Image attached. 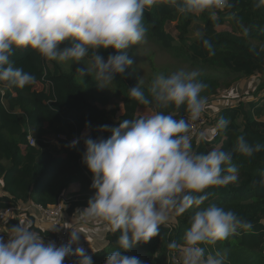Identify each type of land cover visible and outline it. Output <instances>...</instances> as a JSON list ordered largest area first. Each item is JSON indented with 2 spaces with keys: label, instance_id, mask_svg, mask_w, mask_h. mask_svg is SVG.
I'll use <instances>...</instances> for the list:
<instances>
[{
  "label": "clouds",
  "instance_id": "obj_1",
  "mask_svg": "<svg viewBox=\"0 0 264 264\" xmlns=\"http://www.w3.org/2000/svg\"><path fill=\"white\" fill-rule=\"evenodd\" d=\"M161 3L184 16L207 12L212 20L234 8L232 0H0V83L20 89L33 84L35 76L15 67L12 57L17 50H34L63 64H78L88 57L86 67L76 70L79 76L94 75L98 89L109 88L118 74L133 65L127 50L146 41L144 11ZM261 7L264 0H254V8ZM227 18L236 22L244 38L249 36V28L235 12ZM193 35L209 56L215 55L202 31ZM64 42L68 46L61 47ZM109 48L116 54L105 61L99 50ZM200 76L198 69L159 72L147 95L140 79L128 89L129 97L153 108V114L123 119L116 127L100 126V133H111L107 138H83L82 163L92 174L90 187L95 194L78 213L84 221H103L112 233H119L117 249L108 254L105 264H143L139 257L123 253L160 236V226L190 209L195 211L183 243L172 240L167 245L177 254L178 264H228V249L205 255L204 246L214 247L242 231H252L251 222L235 212L214 203L204 205L211 195L208 189L237 182L234 153L252 157L264 151V144L250 143L240 135L229 151L203 154L194 149L193 123L208 109L207 97L201 95L208 85ZM182 108L187 116L180 114ZM230 123L221 117L196 134L195 143H210ZM79 143L76 138L69 147ZM259 183L264 186V173ZM79 240V232L72 230L67 243H46L31 221L20 220L9 229L7 240L0 236V264H64L71 257L74 264H93Z\"/></svg>",
  "mask_w": 264,
  "mask_h": 264
},
{
  "label": "trees",
  "instance_id": "obj_2",
  "mask_svg": "<svg viewBox=\"0 0 264 264\" xmlns=\"http://www.w3.org/2000/svg\"><path fill=\"white\" fill-rule=\"evenodd\" d=\"M232 2L234 8L219 12L216 20L207 12L184 16L163 3L144 11L147 38L182 61L205 70L199 79L208 85L201 93L207 97L208 109L201 117L205 124L196 134L213 127L221 117L231 121L210 143L197 145L196 134L193 135L194 149L203 154L213 149L231 150L240 135L250 143L264 144V7L254 8V0ZM231 12L249 28L247 38L236 22L227 18ZM169 22H177V37L166 30ZM194 26L210 39L214 56H209L202 42L194 38ZM65 46L67 42L61 45ZM99 54L106 61L116 52L112 48L100 49ZM12 59L15 67L35 76V82L23 89L0 83L4 89L0 95V212L15 208L4 224V232L7 236L20 220L31 221L32 229L44 236L46 243L56 241L55 228L40 223L36 216L30 217L29 210L16 209L36 203L52 206L65 194V227L75 224L71 231L79 232V241L89 245L87 253L93 264H105L108 254L117 249L119 233H112L103 221L83 220L77 225V209L88 206L95 194L90 187L92 174L82 163L83 138H107L111 133H100V126L116 127L123 119L153 114V108L139 105L129 97L128 89L139 82L129 68L115 77L114 89L101 90L92 75L79 76L76 70L80 66L66 70L62 63L46 60L34 50H17ZM150 83L141 85L146 95ZM180 114L187 116L183 108ZM30 136L34 145L29 142ZM76 138H80L79 145L69 147ZM233 163L239 169L237 182L208 189L211 195L204 206L214 203L231 210L251 222L253 229L214 247L204 246L205 255L226 248L228 264H264V186L259 183L264 173V151L252 157L234 153ZM74 185L78 191L68 192ZM194 211L173 217L167 225L160 226V236L123 254L139 257L143 264H178V258L174 259L177 254L167 245L172 240L183 243ZM96 226L102 227V238H92L87 233ZM74 261L75 257L66 258L64 264Z\"/></svg>",
  "mask_w": 264,
  "mask_h": 264
},
{
  "label": "rangeland",
  "instance_id": "obj_3",
  "mask_svg": "<svg viewBox=\"0 0 264 264\" xmlns=\"http://www.w3.org/2000/svg\"><path fill=\"white\" fill-rule=\"evenodd\" d=\"M226 27L231 28V26L229 25H227ZM193 28L195 31L198 30V26H194ZM166 30L172 35H174L175 37H177L179 33L177 30V22L167 23ZM127 51H128L129 57L133 60V65L129 67L131 74L133 77H135L138 80L143 79V83H150L151 80H153L154 76L159 72H163L167 75L180 68H183L185 70L198 69L200 70L201 74L205 72V70L200 67L193 66L190 63H186L182 61L181 59L176 57L174 54L170 53V51L161 47L159 43L155 42L154 40H150L149 38H146V41L144 43L137 45V46H133L129 48ZM87 62H88V58L85 57V60L82 61L81 63L72 65L70 62L68 64L62 63V65L64 66L66 70H70L74 66H80L81 68H85L86 67L85 64ZM92 76L94 77V75ZM252 80H255V78ZM114 88H115V84L112 83L111 85H109V88L107 89L112 90ZM86 207L77 209L76 213L79 219L77 220L78 222L77 225L79 223L83 224L84 222L83 220L80 221V215L78 213V210L83 211V209H85ZM32 211L33 209L31 210V212ZM32 216L34 215L30 214V217ZM69 227L70 228L75 227V224L72 223L71 225H69ZM4 231H6V229L1 228L0 226V236H3L4 239L7 240V236ZM102 231H103L102 227L96 226L95 228H92L87 233H90V237L92 238L93 237L102 238L104 236L103 235L104 232Z\"/></svg>",
  "mask_w": 264,
  "mask_h": 264
},
{
  "label": "built area",
  "instance_id": "obj_4",
  "mask_svg": "<svg viewBox=\"0 0 264 264\" xmlns=\"http://www.w3.org/2000/svg\"><path fill=\"white\" fill-rule=\"evenodd\" d=\"M202 124H205L204 118H201L199 121L193 123V135L198 132V128ZM29 142L31 145L35 144L33 137H29ZM66 199V195L63 194L59 197L57 203L52 206L46 207L42 204L36 203L28 207L19 206L16 210H29L31 215H36L40 223L55 228L57 230V240L55 242L57 245H60L62 243L68 242L71 233V228L65 227V221H67V218L65 216ZM32 209L33 211L31 212ZM14 211V207H9L0 212L1 228H4V224L10 219ZM76 246L77 245H73V248H75ZM79 246H82L86 251L89 248V246L82 241H79Z\"/></svg>",
  "mask_w": 264,
  "mask_h": 264
},
{
  "label": "crops",
  "instance_id": "obj_5",
  "mask_svg": "<svg viewBox=\"0 0 264 264\" xmlns=\"http://www.w3.org/2000/svg\"><path fill=\"white\" fill-rule=\"evenodd\" d=\"M78 189H79V187L77 185H74L68 190V192H77Z\"/></svg>",
  "mask_w": 264,
  "mask_h": 264
}]
</instances>
